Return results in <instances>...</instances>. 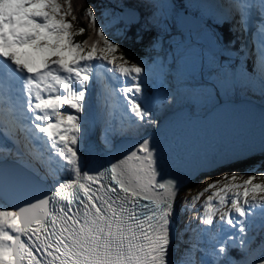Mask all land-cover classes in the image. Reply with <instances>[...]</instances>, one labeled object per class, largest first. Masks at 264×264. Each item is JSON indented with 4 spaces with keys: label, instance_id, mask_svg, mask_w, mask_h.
I'll use <instances>...</instances> for the list:
<instances>
[{
    "label": "snow or ice",
    "instance_id": "6c2138e0",
    "mask_svg": "<svg viewBox=\"0 0 264 264\" xmlns=\"http://www.w3.org/2000/svg\"><path fill=\"white\" fill-rule=\"evenodd\" d=\"M84 19L92 35L77 42L86 29L71 0H0V264H264V171L209 179L264 164V0H107ZM188 23L195 42L178 31ZM145 37L151 65L124 47ZM237 40L239 63L221 62L214 49ZM189 60L212 70V92L261 98L259 135L177 166L158 111L178 102L168 76ZM96 119L102 151L88 139ZM178 199L192 212L179 232Z\"/></svg>",
    "mask_w": 264,
    "mask_h": 264
},
{
    "label": "rangeland",
    "instance_id": "374dc122",
    "mask_svg": "<svg viewBox=\"0 0 264 264\" xmlns=\"http://www.w3.org/2000/svg\"><path fill=\"white\" fill-rule=\"evenodd\" d=\"M97 2L98 3H97L96 8H97L98 13H99V9L102 7V5L104 3L107 2V0H97ZM192 2L197 3V2H201V0H192ZM189 11L193 12V9H190ZM198 14L199 13H196V15H198ZM205 18H207V17H205ZM178 30L183 32L185 37H187L189 31H191L192 40L194 42L197 40V36H196L197 29L192 30L189 28H182L181 27ZM176 39L179 40V39H181V37L179 35H176ZM132 42H134V40L127 41V44H124L126 52L130 53V58L133 60H135L136 58H140L145 64L151 65L152 64V57H155L156 53L152 52L150 49H148L146 47V45L148 43V38L145 37L143 42L135 43L134 46L131 45ZM200 43H203V41L201 40ZM239 46H240V43H239ZM136 47H139V50H137ZM167 49H168V45L166 43L165 44V50L167 51ZM214 51H215L216 56L220 58L221 62H229V61L232 62L235 58L234 57L235 53L233 51H231L232 53H230V52L228 53L227 51H222V50H218V49H214ZM211 72H212V70L209 69L208 67H205L203 69V71H201L199 66L194 68L192 65V62L190 60L185 62L183 65H181L179 67V73H180L179 76L177 74V69H176V72H175V78H176L175 80L176 81H171L168 83L173 88H175L177 86V84L179 83V86L181 88V92L179 95L178 102L172 106L178 107L185 100L186 101H193L196 99L201 104H204V103H207L210 99L218 97L220 95L236 93L227 87H218L215 90V92H212L211 84L213 83V79H210ZM175 82H177L176 85H175ZM258 100L261 101V98H259ZM94 103H95V98L93 99V104ZM172 106H170V107H172ZM170 107H168V108H170ZM168 108H166V110ZM93 111H94V113H96L99 111V109L98 108L95 109L93 107ZM165 112H168V111H165V110L158 111L159 117L161 115H163ZM118 122L119 121L117 118V123ZM103 129H104V122H103V120H100V119H96L95 122L89 128L90 134L92 136H95L97 138L98 142L100 144H102V146H104V144L102 142ZM113 139H114V137H113ZM255 166H259V170L264 168V164H261V157L259 155L253 157L252 159H245L239 163H233V164L229 165L227 168L217 169L213 173L210 174L209 179H215L221 172L231 171V170H237L239 172H243L245 176L252 175L253 173L251 171H245V169L255 167ZM201 180H204V175H201L198 179H195L191 184H189L188 187L185 188L180 193L179 196L184 197L185 195H187V196L191 197V196L195 195L200 190V188H202L204 186L203 184H200ZM206 182L207 181H205V183ZM202 202H203V198H201V201L198 202L196 207L199 208V206H200V204H202ZM177 204L180 207L179 199H178ZM190 216L191 215L187 214V213L185 215H183V221H186ZM217 219H218V216H217ZM197 223H198V221H197ZM185 239H186V237H185ZM184 247H185V245L180 244V249L177 251L178 258L180 255V251H182Z\"/></svg>",
    "mask_w": 264,
    "mask_h": 264
},
{
    "label": "bare ground",
    "instance_id": "6f19581e",
    "mask_svg": "<svg viewBox=\"0 0 264 264\" xmlns=\"http://www.w3.org/2000/svg\"><path fill=\"white\" fill-rule=\"evenodd\" d=\"M206 19V18H205ZM207 20V19H206ZM226 101L230 103V106L234 107V103L236 102L235 100V95L233 93L230 94H223L218 97L210 99L207 103L201 104L199 101L193 100V101H183L182 104L176 108V110H180L185 113H190L192 114V119L195 121H198L199 124L203 125L205 121H210L211 117L215 112L220 109L221 104ZM257 104L261 106V101H257ZM254 105V104H253ZM256 105V106H258ZM93 107L96 109L97 104H93ZM210 128L214 129L213 126H210ZM92 137V135L88 134V138ZM121 139V138H120ZM119 139V140H120ZM118 141V140H117ZM200 176H198L196 179H198ZM195 180V179H194ZM194 180H192L189 183H186L180 190V193L188 187L189 184H191ZM180 195V194H179ZM180 222V219H178V216H176V227L178 226ZM179 239H177L174 243L178 244ZM176 258L178 259V253L176 252Z\"/></svg>",
    "mask_w": 264,
    "mask_h": 264
},
{
    "label": "water",
    "instance_id": "95a60500",
    "mask_svg": "<svg viewBox=\"0 0 264 264\" xmlns=\"http://www.w3.org/2000/svg\"><path fill=\"white\" fill-rule=\"evenodd\" d=\"M191 19L194 21L195 20V18H192L191 17ZM182 28H189V29H192V30H195L196 29V26H195V24L194 23H188V24H186V25H184ZM237 97H239V96H235V98L237 99ZM222 104L224 105V107L222 106ZM221 104V106L223 107H221L220 109H218V111L217 112H215L216 113V115L218 114V113H222V115H224L225 116V119H226V121L225 120H223L222 121V123H223V125H228L229 123H230V121H228V120H230L231 119V117L233 116V114H231V113H228L227 111L228 110H232V109H234L235 110V112H236V110L240 107V102L239 101H237L236 100V102L234 103L235 105H234V107H232V106H230V103H228V102H226V101H224L223 103ZM242 107V106H241ZM225 110H227V111H225ZM215 113L213 114V116L212 117H216V115H215ZM179 114V116H178V119H180L181 118V116L183 115V116H188L189 118H191V114L190 113H185V112H182V111H180V110H176V108L175 109H173L172 111H170L168 114H167V116L165 117L166 118V122H164V121H160L159 122V124H160V126H161V128L163 129V132L165 133V135H166V132H170V133H172V135H171V137H172V142L174 141V140H176V138H179L178 137V135L176 136V132H175V130H177L178 128H177V126L179 125V120H176L177 119V115ZM186 114H188V115H186ZM259 114V113H258ZM183 122H185V120H183ZM194 122H197L198 123V121H195L194 120ZM168 130V131H167ZM121 137H117V138H115V140H114V143L115 144H119L120 142H121V139H120ZM170 138V137H169ZM199 138V137H198ZM120 139V140H119ZM180 139V138H179ZM118 140V141H117ZM177 166H179V165H177ZM178 203V202H177ZM175 242V241H174Z\"/></svg>",
    "mask_w": 264,
    "mask_h": 264
},
{
    "label": "trees",
    "instance_id": "16d2710c",
    "mask_svg": "<svg viewBox=\"0 0 264 264\" xmlns=\"http://www.w3.org/2000/svg\"><path fill=\"white\" fill-rule=\"evenodd\" d=\"M71 3H72V6L78 16V26L79 27H84L86 29V31L82 34V35H77L74 39L77 41V42H82L84 41L85 39H88L90 35H92V31L89 27V24H88V21L86 19H84V10L90 5H95L97 6V0H71ZM194 13L196 12V10L193 11ZM208 24H211V22L207 21ZM224 26V25H223ZM180 31V30H178ZM223 39L224 40H228L227 39V36H224L223 35ZM226 43V42H225ZM125 44H127V41L125 42ZM135 42H132V46H134ZM137 50H139V47H136ZM232 51L235 53L234 54V61L232 62L233 64H238V61L236 59V51L234 49H232ZM228 52V51H227ZM229 53V52H228ZM232 53V52H230ZM175 72H176V67L173 66V69L171 71V73L169 74L168 76V82H171V81H176L175 79ZM177 82H175V85H176ZM259 171H264V168L260 169ZM252 172V171H251ZM253 173V172H252ZM253 174H258V173H253Z\"/></svg>",
    "mask_w": 264,
    "mask_h": 264
}]
</instances>
